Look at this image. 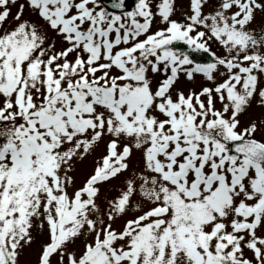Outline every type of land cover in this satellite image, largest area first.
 I'll list each match as a JSON object with an SVG mask.
<instances>
[{
  "label": "snow or ice",
  "instance_id": "1",
  "mask_svg": "<svg viewBox=\"0 0 264 264\" xmlns=\"http://www.w3.org/2000/svg\"><path fill=\"white\" fill-rule=\"evenodd\" d=\"M30 249L264 264V0H0V264Z\"/></svg>",
  "mask_w": 264,
  "mask_h": 264
},
{
  "label": "rangeland",
  "instance_id": "2",
  "mask_svg": "<svg viewBox=\"0 0 264 264\" xmlns=\"http://www.w3.org/2000/svg\"><path fill=\"white\" fill-rule=\"evenodd\" d=\"M181 0H177V3H180ZM182 86H187V85H182ZM92 164L91 161H87L81 171L78 173V179L82 180L84 178V175L87 173V171L90 170ZM22 260L24 262V264H35L36 261V250L35 249H30L28 250L24 256L22 257Z\"/></svg>",
  "mask_w": 264,
  "mask_h": 264
},
{
  "label": "water",
  "instance_id": "3",
  "mask_svg": "<svg viewBox=\"0 0 264 264\" xmlns=\"http://www.w3.org/2000/svg\"><path fill=\"white\" fill-rule=\"evenodd\" d=\"M133 2V0H129V3H132Z\"/></svg>",
  "mask_w": 264,
  "mask_h": 264
}]
</instances>
